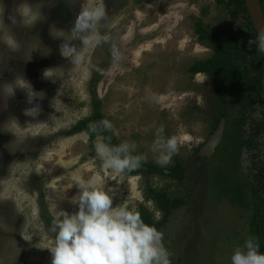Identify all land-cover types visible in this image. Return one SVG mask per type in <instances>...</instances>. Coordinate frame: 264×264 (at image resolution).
I'll return each mask as SVG.
<instances>
[{"label":"rangeland","instance_id":"rangeland-1","mask_svg":"<svg viewBox=\"0 0 264 264\" xmlns=\"http://www.w3.org/2000/svg\"><path fill=\"white\" fill-rule=\"evenodd\" d=\"M83 2L0 0V264H51L47 248L55 234L49 227L64 211H78L71 203L78 192L76 177L95 180L110 191L114 206L147 211L153 222L164 213L149 187L184 199L185 205L170 211L160 229L171 264H230L235 247L250 236L252 209L219 198L210 175L224 147L227 123L239 115L240 107L229 101L228 117L221 118L223 104L216 99L212 80L190 71L194 63L213 55V41H199L196 22L202 20L209 31L227 29L232 25L230 8L216 0H98L108 16L104 30L119 41L124 60L112 68L108 45H101L85 50L89 62L73 66L60 54L62 41L54 36L61 34L57 30L70 31ZM21 4L35 9L36 25L11 24L8 17ZM239 61L253 75L261 67L260 55L248 53ZM46 70L55 82L44 77ZM14 82L29 91L32 87L41 98L30 105L21 87L9 96ZM252 88V93L259 89ZM261 93L264 98V81ZM95 101L118 129V142L134 141L146 156L144 164H156L150 147L160 125L166 135L181 138L179 153L167 168L181 164L184 180L103 169L93 149L95 139L69 133L92 115ZM37 104V117L24 114ZM251 118L264 119V105ZM222 120L223 135L208 155L206 148ZM249 123L244 138L251 131ZM184 136L189 139L182 140ZM229 142L230 151H239V167L229 171L228 185L245 192L250 169L264 165V131L255 150ZM246 194L251 204L252 196Z\"/></svg>","mask_w":264,"mask_h":264},{"label":"clouds","instance_id":"clouds-1","mask_svg":"<svg viewBox=\"0 0 264 264\" xmlns=\"http://www.w3.org/2000/svg\"><path fill=\"white\" fill-rule=\"evenodd\" d=\"M8 19L13 25L19 23L25 27H32L38 22L35 9L24 4L17 7ZM107 21V12L101 2L84 0L70 31L57 30L61 34L54 36L62 41L60 54L68 57L71 65L79 66L89 62L85 50L108 45L111 67L119 68L124 55L119 41L104 30ZM249 44H255L257 52L264 53V30H260ZM47 73L48 70L44 72V77L51 79ZM17 87L24 88L14 82L9 96L14 95ZM24 89L27 90L30 105L41 98L32 87L31 91ZM0 94L3 95L2 89ZM39 112L37 104L25 109L24 114L37 117ZM91 135L95 136L93 149L102 168L113 174L135 171L146 162V156L138 152L134 141L111 142L112 136H119V131L107 118L89 123L85 138ZM188 139V136L182 137V140ZM181 142L176 135H166L163 125L156 128L150 147L155 163L166 168L173 156L179 153ZM74 186L78 192L71 198V203L78 206V211L71 214L64 211L53 219L49 227V231L55 234L53 245L47 248L51 264H171L170 253L163 245L162 232L145 223L139 212L122 203L114 206L110 191L99 187L95 180L76 177ZM260 247L256 236H246L243 244L233 250L230 264H264V252L260 251Z\"/></svg>","mask_w":264,"mask_h":264},{"label":"trees","instance_id":"trees-1","mask_svg":"<svg viewBox=\"0 0 264 264\" xmlns=\"http://www.w3.org/2000/svg\"><path fill=\"white\" fill-rule=\"evenodd\" d=\"M218 4L230 8L232 13V25L223 30L209 31L202 20H198L195 30L200 42L213 41V55L211 58L194 63L190 67L193 74L203 73L210 77L215 88V95L218 102L223 104L220 113L221 118L228 117L226 105L229 101L240 107L239 115L229 120L224 134V147L222 153L217 155L216 163L211 169V186L218 197H227L232 203H240L243 206H250L252 219L250 222V235L256 236L260 241V251L264 252V165L256 163L249 172V185L245 192L241 187H229V171H237L239 167V151L237 148L229 149V141L236 140L238 147H245L247 150H255L259 136L264 131V119L251 120L259 105H264V98L261 93L264 81V53H258L255 44H249L250 40L257 37L256 28L252 22L246 6V0H216ZM264 12V0H260ZM240 18V21H238ZM252 48L253 51L248 52ZM254 56L260 55L261 67L256 75L251 74L248 66H242L240 59H244L248 53ZM247 53V54H246ZM243 56V58H242ZM258 87L252 93V86ZM107 117L101 111L100 101L93 103V113L87 118L80 120L69 133H86L90 122H98ZM108 119V118H107ZM252 121V122H251ZM250 122V123H249ZM250 124V130L246 137L245 125ZM232 134L235 135L232 138ZM105 135H110L105 133ZM92 140L94 135L89 136ZM111 142L119 144L117 137L112 136ZM238 152V153H237ZM227 156V157H226ZM230 164V165H228ZM144 174L145 176L159 175L183 181L185 172L181 164L172 168H162L157 164L146 163L141 168L127 172V175ZM151 197L155 200L157 207L164 213L162 220L153 222L147 211L139 214L145 223L154 225L158 230L162 229L168 220V213L177 210L185 205L182 198H170L165 191H158L152 187L148 188ZM247 191L252 196V203L247 201Z\"/></svg>","mask_w":264,"mask_h":264},{"label":"water","instance_id":"water-1","mask_svg":"<svg viewBox=\"0 0 264 264\" xmlns=\"http://www.w3.org/2000/svg\"><path fill=\"white\" fill-rule=\"evenodd\" d=\"M246 6L258 34L260 30H264V12L261 2L260 0H246ZM224 127L225 120H222L218 126L216 134L210 142V145L206 148L208 155H211L215 147L218 145L223 135Z\"/></svg>","mask_w":264,"mask_h":264}]
</instances>
